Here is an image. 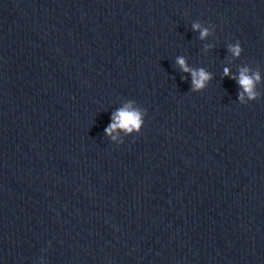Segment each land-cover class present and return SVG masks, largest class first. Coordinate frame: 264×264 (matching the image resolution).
Masks as SVG:
<instances>
[{
	"label": "clouds",
	"instance_id": "obj_1",
	"mask_svg": "<svg viewBox=\"0 0 264 264\" xmlns=\"http://www.w3.org/2000/svg\"><path fill=\"white\" fill-rule=\"evenodd\" d=\"M192 29L198 31L200 34V39L204 40L210 35V30L208 27L202 26L199 22H194L192 24ZM229 52L234 57H239L242 52V47L240 43L228 45ZM176 63L179 65L180 69L185 73H190L192 78V91H199L206 86V83L211 79V74L205 69H192L190 68L184 57H177ZM229 69H224V74L229 75ZM250 70L247 67H243L239 70L238 77H232L237 80V83L241 87L242 91L239 93V100L244 103V97L247 95L249 100H256L258 93L256 91V84L260 81L259 72L249 74ZM146 115V110L142 113L138 108H134L132 103L129 102L123 107L117 109L111 115V123L104 129L105 133L109 136L112 135L114 131L123 130L125 133H131L133 130L139 132L144 124V116ZM115 139V137H112Z\"/></svg>",
	"mask_w": 264,
	"mask_h": 264
}]
</instances>
